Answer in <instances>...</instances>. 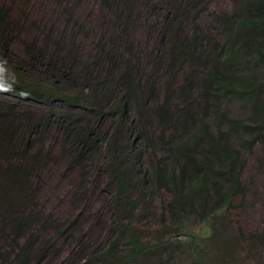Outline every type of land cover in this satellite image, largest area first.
<instances>
[{
	"label": "trees",
	"instance_id": "1",
	"mask_svg": "<svg viewBox=\"0 0 264 264\" xmlns=\"http://www.w3.org/2000/svg\"><path fill=\"white\" fill-rule=\"evenodd\" d=\"M190 2H195V29L185 30L186 20L177 9L163 33L157 66L164 94L154 78H142L123 39L113 57L101 49L100 58L109 55L106 70L37 55L45 77L25 79L15 66L7 67L14 30L0 8V95L49 108L31 117L0 99V264H31L34 258L30 208L37 196L36 179L42 178L51 154L36 142L50 132L67 147L61 156L68 171L105 145L109 192L117 207L124 205L116 236L85 264H180L172 257L163 263L133 227L140 205L155 192L170 196L163 205V222L168 216L183 232H189L191 221L211 232L215 219L245 196L246 157L264 147V0H229L224 11L214 12L216 38L203 36L198 28L208 0ZM101 4L105 17H123L119 28L124 32L131 24V14L125 13L129 1ZM233 104L238 115L231 112ZM190 243L195 253L191 264H207L196 243ZM222 245L228 250L231 240Z\"/></svg>",
	"mask_w": 264,
	"mask_h": 264
},
{
	"label": "rangeland",
	"instance_id": "2",
	"mask_svg": "<svg viewBox=\"0 0 264 264\" xmlns=\"http://www.w3.org/2000/svg\"><path fill=\"white\" fill-rule=\"evenodd\" d=\"M128 1L129 9L125 13L131 14V24L122 32L119 25L124 23L123 17L119 21L116 15L105 17L102 0H0V8L7 12V20L14 30L7 67L15 66L21 76L35 82L45 77L44 69L34 58L37 55L53 62L69 63L73 59L106 70L109 55H106L107 60L100 58L101 49L105 47L113 57L120 53L123 39L128 42L126 49L138 62L142 78H154L160 93L164 94L163 82L159 80L163 74L157 66V58L163 49L164 30L174 18L171 13L177 9L186 20L185 30H194L195 2ZM228 2L208 0V9L203 8L204 15L198 24L200 34L207 38L218 36L212 23L213 15L224 11ZM0 99H5L17 113L24 110L23 113L31 117L49 109L42 104L2 95ZM230 109L233 114H239L236 104ZM109 126L110 122L106 127ZM106 130L104 132L108 133ZM54 142L55 134L51 132L36 142L51 154L43 164L42 178L36 179L37 196L30 208L35 223L30 240L36 250L31 264H85L91 256L104 251L116 236L124 205L117 207L109 192L110 156L107 149H103L105 145H99L100 149L68 171V163L61 156V151L67 147L63 141ZM122 158L130 157L124 155ZM246 161L245 196L235 200V209L215 219L211 232L207 226L195 221L189 223V232L180 230L168 216L164 223L163 205L170 196L166 192L149 195L137 210L133 222V227L142 231L143 245L160 256L163 263L172 257L180 264H191L195 260L192 242L196 243L207 264H264V147H256L247 155ZM122 223L127 224L128 219ZM58 231L67 234L61 237ZM226 240H231L232 244L228 250L222 245ZM125 245L123 242L119 250L122 255ZM40 249L42 251L38 253ZM118 256L121 257V253ZM18 263L10 261L8 264Z\"/></svg>",
	"mask_w": 264,
	"mask_h": 264
}]
</instances>
